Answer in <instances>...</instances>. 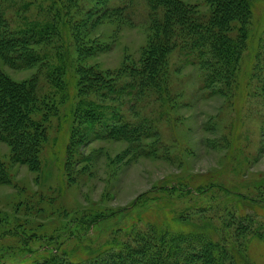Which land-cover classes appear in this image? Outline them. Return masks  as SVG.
Returning a JSON list of instances; mask_svg holds the SVG:
<instances>
[{
    "label": "rangeland",
    "instance_id": "rangeland-1",
    "mask_svg": "<svg viewBox=\"0 0 264 264\" xmlns=\"http://www.w3.org/2000/svg\"><path fill=\"white\" fill-rule=\"evenodd\" d=\"M129 1H107L108 8L130 6L96 25L86 23L93 0L0 1L11 32L36 34L25 46L35 64H10L0 52V74L35 79L30 118L44 131L36 164L17 161L0 132L7 176L0 183V263L55 251L79 262L152 229L193 232L201 239L187 235L180 247L209 239L239 264H264V0L243 21L234 15L228 22L236 60L209 88L180 50L181 28L156 76L140 87L138 72L164 12L155 20L149 0ZM178 1L192 17L210 18L206 0ZM81 68L111 83L77 88ZM122 122L139 125L141 137H125Z\"/></svg>",
    "mask_w": 264,
    "mask_h": 264
},
{
    "label": "trees",
    "instance_id": "trees-1",
    "mask_svg": "<svg viewBox=\"0 0 264 264\" xmlns=\"http://www.w3.org/2000/svg\"><path fill=\"white\" fill-rule=\"evenodd\" d=\"M107 1L109 0H93L95 6L86 11V23L92 22V25H96L99 23L98 18L103 19L108 14L120 18L119 14L130 6V3L124 2L123 5L108 8ZM206 1L211 5V15L207 21H201L189 15L190 8L178 0H149L151 10L154 12L153 19L157 20L156 11L159 8L163 9L164 17L162 22L155 21L157 23L155 26L156 41L150 44L149 53L146 52L144 58L145 66L141 72H138L143 77L140 80V87H144L149 79L151 80L156 76L157 68L159 69L165 63L167 54L179 42L175 35L179 28L185 32L179 45L180 50L184 53L185 59L192 60V63L204 71V87L209 88L211 85L220 82L219 79L224 76L229 61L236 60L235 43L230 40L227 34L228 22L234 15L243 21L247 15L252 14L255 0ZM101 5L105 7V10L102 9L104 7H100ZM1 16L0 14V52H2L4 59L14 65L17 63H23L24 66L35 64L37 61L35 54L32 51L28 52L25 46L30 44L28 40L30 37L27 35L37 38L34 36L36 34H33V30L29 31L28 34L11 32ZM45 30V27L39 30L40 38L44 36L43 31ZM88 46L91 48V44ZM78 74L79 80L75 83L77 88L98 90L102 88V85L111 83L105 80L101 73L91 69L81 68ZM138 84L139 82L136 86L139 89ZM36 90L37 85L34 78L22 82H13L0 74V132L10 142L17 161L22 163L32 162L36 164L37 153L40 149V140L38 141V139L44 132L41 124L30 118L33 105H37L38 101ZM88 114L90 115L91 111H88ZM117 121L120 122L119 119ZM121 124L117 128L125 137L133 141L141 137L142 134L137 132L139 125L132 124V128H127L126 122ZM69 150L70 139L66 146V153ZM5 179H7L6 173L0 169V183ZM182 185L186 186L185 184ZM173 189V186L170 187V190ZM139 201L140 198L136 199L133 206ZM192 234L193 237L201 239L199 234L187 233V235ZM187 235L166 234L159 230L152 231L149 229L144 235L138 232L129 241L121 242L115 247H108L95 256L79 262L58 256L57 251H55L50 256L40 260H25L21 257L18 261L0 264H189L192 258L196 260L198 258L200 264H239L231 251L229 252L223 246L221 249L223 253L218 252L220 251L219 245L209 239L206 241L198 240L196 244L188 243L186 247H180L183 237ZM195 238H191V240ZM30 239L22 240L23 248H28V240ZM200 241L202 242L199 243ZM226 254L227 256H224Z\"/></svg>",
    "mask_w": 264,
    "mask_h": 264
}]
</instances>
